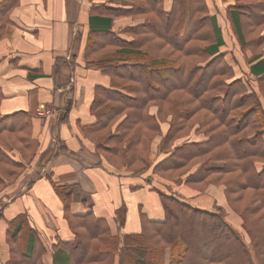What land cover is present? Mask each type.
<instances>
[{"label": "trees", "instance_id": "trees-1", "mask_svg": "<svg viewBox=\"0 0 264 264\" xmlns=\"http://www.w3.org/2000/svg\"><path fill=\"white\" fill-rule=\"evenodd\" d=\"M129 1L90 4L82 52L85 68L108 78V86L94 85L89 111L96 121L83 126L84 136L117 170L147 174L161 209L153 220L140 212V230L125 246L121 264H162L166 249L167 264H264V30L247 40L258 47L247 64L240 65L227 46L231 36L242 50L248 48L249 23L264 29V0ZM14 3L5 1L0 10ZM123 16L141 20L114 30L113 18ZM252 79L258 92L247 89ZM30 117L24 111L0 115V192L25 167L11 149L25 161L34 155ZM181 138L186 139L175 144ZM66 152L61 146L53 156ZM168 182L200 192L221 186L241 231L220 206L192 203L172 193ZM51 183L64 196L68 217L72 190ZM1 202L2 207L7 198ZM14 223L5 264H43L52 249L69 254L58 264H113L118 240L91 214L79 219L82 230L73 240L55 237L45 245L36 229L19 217Z\"/></svg>", "mask_w": 264, "mask_h": 264}, {"label": "crops", "instance_id": "crops-1", "mask_svg": "<svg viewBox=\"0 0 264 264\" xmlns=\"http://www.w3.org/2000/svg\"><path fill=\"white\" fill-rule=\"evenodd\" d=\"M5 1L16 3L7 11L0 10V115L28 112L29 135L37 144L29 162L22 159L18 149L10 151L25 167L16 181L6 183L0 192V264L9 259L8 238L15 218L36 229L45 245L55 237L58 241L73 240L75 231L82 230L79 219L87 214L103 221L108 235L118 240L113 264H121L125 246L134 242L140 230V212L145 216L142 219L153 220L161 217V209L157 192L147 181L149 177L117 170L95 152L93 143L84 136L83 126L96 121L89 111L94 85L108 86V78L85 68L82 52L90 4L128 5L130 1L0 0V5ZM139 20L115 17L111 27L119 30ZM47 109L55 113L44 115L42 111ZM160 126L164 131V123ZM61 146L67 152L54 157ZM51 181L72 190L68 201L70 217L64 213V196L55 192ZM168 188L201 207L226 205L222 191L219 193L221 186L210 185L200 192L168 182ZM193 194H206V201L191 198ZM2 198L7 202L1 207ZM233 224L236 225L234 221ZM62 256L69 254L52 249L42 261L58 264ZM168 260L166 249L162 264ZM127 261L128 257L124 259Z\"/></svg>", "mask_w": 264, "mask_h": 264}, {"label": "rangeland", "instance_id": "rangeland-1", "mask_svg": "<svg viewBox=\"0 0 264 264\" xmlns=\"http://www.w3.org/2000/svg\"><path fill=\"white\" fill-rule=\"evenodd\" d=\"M208 2H210V0H208ZM128 3H130V2H128ZM221 14H222V12H220ZM223 15V14H222ZM224 16V15H223ZM220 24H221V22H220ZM250 24V27H245L244 28V30L246 31V34H245V39H246V41L247 40H253L254 38H257L260 34H261V32L264 30L262 27L260 28V29H257V28H253V29H251V26H252V24L251 23H249ZM222 26V25H221ZM252 30V33H251V31H250V29ZM230 29V28H229ZM228 29V33H231V31ZM248 42V41H247ZM237 43V44H236ZM236 43H235V41H234V43H233V39H232V37L231 36H229L228 37V39H227V46H228V48L229 49H233L234 50V54L235 55H237V56H235L236 57V59H237V62H239V64L240 65H243V64H247V59L252 55V52L251 51H257V48L255 49L249 42H248V44L246 45L248 48H244L243 50L240 48V45H239V43L236 41ZM254 54V53H253ZM227 60H228V62H229V64H232L233 62H232V57H228L227 58ZM236 64V63H235ZM248 66V65H247ZM249 83V85H248V90L250 91V90H255V91H259L258 90V88H257V83H256V81L254 80V79H252V82L250 83V82H248ZM254 87H253V86ZM48 111H42V113L44 114V115H48V116H50V115H53L54 113H55V111L53 110V109H47ZM160 123H164V125L166 126V121H161ZM186 139V138H185ZM154 141L155 142H157L158 143V145H160V142H161V137H157V138H154ZM180 142L179 141H177L175 144H179ZM157 149L158 150H160L159 149V146H157ZM28 161V160H27ZM29 162V161H28ZM22 172V171H21ZM20 172V173H21ZM144 176H147V174H143ZM150 178V177H149ZM148 178V179H149ZM16 180H14V181H12V182H10V183H13V182H15ZM149 181V180H148ZM155 181H157L156 179H155ZM158 183V182H157ZM157 183H155V185H158ZM221 191L222 190H220L219 191V193L221 194ZM201 196H203L204 194H200ZM206 195V194H205ZM197 196H199L198 194H197ZM191 198H193V199H196L197 201H201V200H203V201H205L204 200V198L203 197H196L195 196V194H193L192 196H191ZM221 205V204H220ZM223 210H224V214H225V217H229L230 219H231V221L230 222H232L231 224L233 225V226H235L237 229H239L238 228V225H237V222H236V220L232 217V216H230V214H232V212L226 207V205L225 206H220ZM233 221L235 222V224L236 225H234L233 224ZM240 230V229H239ZM241 231V230H240Z\"/></svg>", "mask_w": 264, "mask_h": 264}, {"label": "built area", "instance_id": "built-area-1", "mask_svg": "<svg viewBox=\"0 0 264 264\" xmlns=\"http://www.w3.org/2000/svg\"><path fill=\"white\" fill-rule=\"evenodd\" d=\"M46 111H48V110H46Z\"/></svg>", "mask_w": 264, "mask_h": 264}]
</instances>
